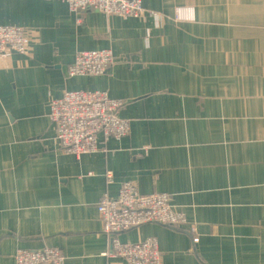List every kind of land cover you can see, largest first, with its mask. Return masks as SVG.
Instances as JSON below:
<instances>
[{"label": "crops", "instance_id": "crops-1", "mask_svg": "<svg viewBox=\"0 0 264 264\" xmlns=\"http://www.w3.org/2000/svg\"><path fill=\"white\" fill-rule=\"evenodd\" d=\"M142 3L153 13L122 23L84 10L78 24L64 0H0V25L30 36L24 54L0 57V264L44 248L63 264H126L106 256L96 210L124 182L169 195L196 231L145 223L121 242L156 239L162 264H264V0ZM99 48L118 59L107 74L66 75ZM71 90L123 101L128 135L65 153L48 112Z\"/></svg>", "mask_w": 264, "mask_h": 264}, {"label": "built area", "instance_id": "built-area-1", "mask_svg": "<svg viewBox=\"0 0 264 264\" xmlns=\"http://www.w3.org/2000/svg\"><path fill=\"white\" fill-rule=\"evenodd\" d=\"M68 15L80 23L79 11L94 10L122 23L143 18L153 13L144 9L142 0H64ZM30 45L27 31L17 25H0V57L10 53L24 54ZM115 61L107 48L78 51L66 69L68 77H98L108 72ZM123 101L109 97L107 92L71 90L53 99L48 118L56 129L57 139L65 153L76 158L93 155L105 148L109 140H120L129 133V121L119 115ZM106 183L112 175L105 172ZM96 210L102 222L103 233L110 235L106 256L126 264H162L156 239L127 243L118 234L145 223L180 227L195 232L187 222L185 213L174 209L166 193H139L134 182L120 185L118 195H104ZM198 242V238L193 239ZM64 256L58 248L41 250L19 249L14 264H63Z\"/></svg>", "mask_w": 264, "mask_h": 264}, {"label": "trees", "instance_id": "trees-1", "mask_svg": "<svg viewBox=\"0 0 264 264\" xmlns=\"http://www.w3.org/2000/svg\"><path fill=\"white\" fill-rule=\"evenodd\" d=\"M114 57H115V61H114V63H113L112 65L116 64V62H117V60H118L117 57H116L115 55H114ZM110 69H111V66H110L109 70H110ZM107 73H108V72H107ZM107 73H106V74H107ZM171 227H172V226H171ZM174 228H175V227H174Z\"/></svg>", "mask_w": 264, "mask_h": 264}, {"label": "rangeland", "instance_id": "rangeland-1", "mask_svg": "<svg viewBox=\"0 0 264 264\" xmlns=\"http://www.w3.org/2000/svg\"><path fill=\"white\" fill-rule=\"evenodd\" d=\"M186 233V232H185ZM64 260H65V257H64ZM118 260V259H117ZM118 261H121L122 262V260H118Z\"/></svg>", "mask_w": 264, "mask_h": 264}]
</instances>
